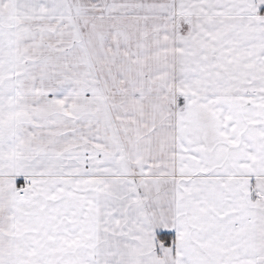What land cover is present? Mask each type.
<instances>
[{
    "label": "snow or ice",
    "instance_id": "obj_1",
    "mask_svg": "<svg viewBox=\"0 0 264 264\" xmlns=\"http://www.w3.org/2000/svg\"><path fill=\"white\" fill-rule=\"evenodd\" d=\"M0 264H264V0H0Z\"/></svg>",
    "mask_w": 264,
    "mask_h": 264
}]
</instances>
